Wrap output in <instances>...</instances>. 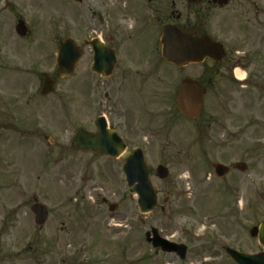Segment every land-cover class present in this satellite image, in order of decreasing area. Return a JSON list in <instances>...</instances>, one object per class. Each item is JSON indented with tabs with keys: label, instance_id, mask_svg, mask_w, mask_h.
Instances as JSON below:
<instances>
[{
	"label": "rangeland",
	"instance_id": "rangeland-1",
	"mask_svg": "<svg viewBox=\"0 0 264 264\" xmlns=\"http://www.w3.org/2000/svg\"><path fill=\"white\" fill-rule=\"evenodd\" d=\"M66 1L62 13L58 0H0V234L6 235L3 220L17 226L13 239L0 238L11 254L2 264H236L226 247L264 252L249 235L264 218V0H235L224 21L213 20L214 34L234 47L246 77L205 96L199 118L189 121L177 112L174 80H165L160 94L133 99L129 113L137 135L130 136L128 150L142 148L158 200L147 214L127 191L120 158L72 147L77 128L94 130L97 116L106 114L107 88L80 79L79 69L56 76L59 41L88 36L75 3ZM19 18L25 37L15 32ZM43 73L55 81L46 96ZM221 108L222 123L207 125ZM236 161L247 170L215 175V162ZM159 164L169 170L166 179L156 176ZM36 199L48 210L42 230L30 211ZM151 227L186 244V258L152 249L144 236Z\"/></svg>",
	"mask_w": 264,
	"mask_h": 264
},
{
	"label": "flooded vegetation",
	"instance_id": "flooded-vegetation-1",
	"mask_svg": "<svg viewBox=\"0 0 264 264\" xmlns=\"http://www.w3.org/2000/svg\"><path fill=\"white\" fill-rule=\"evenodd\" d=\"M9 1L4 0L5 4ZM35 1L37 5L45 2ZM58 1L64 13L67 1ZM69 2L75 3L81 29L89 27L88 36L80 37L77 43L81 56L75 64L74 72L79 69L77 76L82 80L87 78L89 82L106 84L107 90L103 94L107 104L105 115L108 116V125L123 139L126 147L130 136L137 135L129 110L134 107V100L140 93L160 94L161 84L165 80H174L177 84L173 88V98L183 82L200 88L204 98L210 93L217 96L221 93L217 89L234 83V70L239 67V56H236L234 47L224 45V40L214 34L212 25L213 20L224 21V11L235 0H226L225 3L219 0ZM180 34L189 38L204 35L210 41L221 44L225 51L223 59L214 53L212 56L206 55L200 62L178 64L166 60L163 49L166 45L174 48V42ZM2 63L3 59L0 58V67ZM8 70L16 78L14 66ZM142 87L144 91H141ZM150 107L153 111L158 109ZM202 111L203 107L197 118ZM225 114V108H221L218 115L211 113L206 118V124L211 126L222 123ZM1 224L5 226L1 225V232L5 231L6 235L0 234V238L4 236V240L10 241L15 237L11 233L17 227L15 221L3 220ZM43 226L37 229L42 230ZM9 256L0 247V264Z\"/></svg>",
	"mask_w": 264,
	"mask_h": 264
},
{
	"label": "water",
	"instance_id": "water-1",
	"mask_svg": "<svg viewBox=\"0 0 264 264\" xmlns=\"http://www.w3.org/2000/svg\"><path fill=\"white\" fill-rule=\"evenodd\" d=\"M16 32L20 36L26 34V28L22 21L16 25ZM174 48L166 45L163 49L164 57L167 60L182 64L187 61H200L205 55L212 56L214 53L223 57V50L216 48V43L211 42L207 37H188L179 35L175 40ZM80 56V50L71 39L60 42L57 54V73L59 76H68L73 72V68ZM53 82L46 77L41 93L48 94L52 91ZM176 103L179 110L187 117H195L202 106L201 91L198 87L189 86L183 83L179 86L176 94ZM96 132H88L84 129H77L73 134L72 145L77 150L91 151L99 155H109L117 157L125 150V145L116 133L107 129L104 117H99L96 121ZM124 163L122 171L125 175L128 191L137 196L136 204L141 213L150 212L157 203L156 192L148 177V170L145 165L143 153L140 148H134L130 152L123 154ZM233 167L245 171L247 166L243 163H235ZM218 176H223L228 172V168L222 164L214 165ZM157 176L164 179L168 175L167 168L159 165L156 168ZM116 205H110L109 209H115ZM36 224H43L47 218L46 208L34 203L31 206ZM252 237H258V241L264 246V220L259 227H252L249 230ZM146 241L150 242L153 248L160 247L167 252H175L181 259L185 258L186 246L163 239L159 236L157 229L151 228L145 233ZM226 252L238 264H264V253L246 254L238 252L232 248H227Z\"/></svg>",
	"mask_w": 264,
	"mask_h": 264
},
{
	"label": "bare ground",
	"instance_id": "bare-ground-1",
	"mask_svg": "<svg viewBox=\"0 0 264 264\" xmlns=\"http://www.w3.org/2000/svg\"><path fill=\"white\" fill-rule=\"evenodd\" d=\"M235 74H236V76H237L239 79H243L244 76H245L244 72H242V71H240V70H238V69L235 70ZM184 174H185V175H184L183 177H185V178H189V177H190V173H189V172H185ZM112 228H113V229H116V228H118V226H114V225H113Z\"/></svg>",
	"mask_w": 264,
	"mask_h": 264
}]
</instances>
